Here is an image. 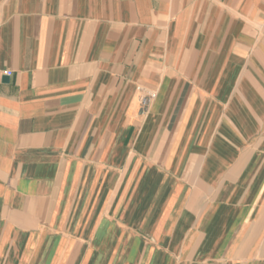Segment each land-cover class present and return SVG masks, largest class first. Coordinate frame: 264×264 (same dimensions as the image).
Here are the masks:
<instances>
[{
    "label": "crops",
    "instance_id": "1",
    "mask_svg": "<svg viewBox=\"0 0 264 264\" xmlns=\"http://www.w3.org/2000/svg\"><path fill=\"white\" fill-rule=\"evenodd\" d=\"M0 264H264V0H0Z\"/></svg>",
    "mask_w": 264,
    "mask_h": 264
},
{
    "label": "built area",
    "instance_id": "2",
    "mask_svg": "<svg viewBox=\"0 0 264 264\" xmlns=\"http://www.w3.org/2000/svg\"><path fill=\"white\" fill-rule=\"evenodd\" d=\"M6 75H10V73L7 71V72H6Z\"/></svg>",
    "mask_w": 264,
    "mask_h": 264
}]
</instances>
